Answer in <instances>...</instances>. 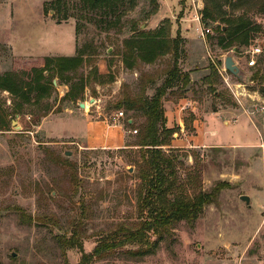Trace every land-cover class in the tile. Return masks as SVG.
<instances>
[{
	"label": "rangeland",
	"instance_id": "1",
	"mask_svg": "<svg viewBox=\"0 0 264 264\" xmlns=\"http://www.w3.org/2000/svg\"><path fill=\"white\" fill-rule=\"evenodd\" d=\"M211 1L221 4L216 22L204 16L205 0H157V5L137 0L109 27L99 13L83 9L80 0H63L60 13L53 0H0V74L15 72L23 78L25 71L43 65L45 57L74 56L82 47L88 51L79 69L86 86L77 103L65 99L70 87L57 76L52 96L40 102L0 90V120L6 123L0 129V264H78L100 241L141 221L140 149L130 144L137 142L134 130L145 118L116 104L125 92L138 95L147 88L152 95L174 58L168 54L154 63L138 60L134 69L125 67L123 40L133 34L134 23L139 30L179 37L183 71L215 66L212 85L196 73L190 84L166 94L167 124L177 132L165 148L180 156L171 198L220 191L195 220L176 222L154 252L141 255V245L128 244L91 264H264V0ZM194 4L200 6L205 38L193 22ZM240 16L253 28L250 44L225 47L218 28H227L223 18ZM253 47L262 52L250 66ZM228 55L243 79L227 71V83L219 72L213 59L221 66ZM257 71L262 81L252 79ZM90 96L98 100L91 106L92 118L114 122L124 112V147L91 149L85 144L81 119L87 111L79 102ZM31 97L35 99L34 93ZM189 97L198 101L197 115L186 106ZM217 107L230 108L232 122L240 118L231 126L213 118L204 133L206 114ZM129 117L134 126L128 125ZM204 137L214 143L199 144ZM223 142L236 146L219 145Z\"/></svg>",
	"mask_w": 264,
	"mask_h": 264
},
{
	"label": "trees",
	"instance_id": "2",
	"mask_svg": "<svg viewBox=\"0 0 264 264\" xmlns=\"http://www.w3.org/2000/svg\"><path fill=\"white\" fill-rule=\"evenodd\" d=\"M205 0L204 16L216 22L218 16L215 13L220 9V1ZM54 9L60 13L64 8L63 0H53ZM81 7L90 12H97L101 19L112 27L118 23L123 12L132 9L137 5V0H80ZM151 3L157 5V0H151ZM64 18H68L67 13ZM227 28L224 26L218 28L221 31L220 42L229 47L235 44L249 45L251 40L250 22L244 17L223 18ZM133 34L123 40V63L125 67L134 69L137 61L154 63L161 56L172 55L174 62L167 72L164 82L154 88V93L148 95L147 88L138 95H131L125 92L122 98L117 102L116 108H124L126 112H140L145 121L137 130V142L130 145H137L140 149V160L137 161L138 170L136 176L139 178L141 186L139 189V213L141 221L136 228L122 226L118 234L107 237L93 249L91 253L84 252L78 264H91L94 258H102L105 254L118 248L125 247L128 244L141 245L137 252L141 255H147L154 252L158 245V240L169 232L176 222L180 220H195L204 206L212 203L217 193L216 188L211 193L200 192L198 195L185 198L173 197L171 193L175 190L178 182L177 162L180 156H177L165 146H170L172 137L177 132L174 127H168L167 116L164 105V98L169 90H173L182 84L187 86L191 82L190 72H185L180 68V38L170 37L167 32L160 30L157 32H146L139 30V27L133 24ZM86 47H82L74 56H56L45 57L43 65L32 67L31 72L25 71V76L19 78L15 72L0 74V90H9L12 94L23 98L26 102H40L43 99L50 98L53 93L54 77H59L61 82L69 85V91L64 95L65 99L78 102L83 99V92L86 86V77L79 73L85 56ZM222 64V62H221ZM210 74L204 79L212 85L213 75L216 72L215 66L211 65ZM45 72L49 74L45 75ZM253 80H263L258 71ZM150 84H155L153 78L149 77ZM31 93H34L33 100ZM3 118V117H2ZM1 119V117H0ZM132 122H128V120ZM129 126H134V117L127 118ZM5 119L0 120V129H5ZM129 145V144H127ZM157 236L155 241L152 236ZM67 244L73 245L74 242Z\"/></svg>",
	"mask_w": 264,
	"mask_h": 264
},
{
	"label": "crops",
	"instance_id": "3",
	"mask_svg": "<svg viewBox=\"0 0 264 264\" xmlns=\"http://www.w3.org/2000/svg\"><path fill=\"white\" fill-rule=\"evenodd\" d=\"M71 50V49H70ZM75 51L73 50L74 53ZM73 55V54H70ZM67 55V56H70ZM209 67H203L199 70H192L189 68V72L191 74V77L196 73H202V77L207 76L210 74ZM103 70V69H102ZM218 99L223 100L221 97ZM98 100L92 96L89 97V100L84 102L85 107H81L79 102V105L82 109H85L87 112L84 114V117L81 119L85 123V134L83 136L85 144L91 148V149H116V148H122L126 145V128L123 122L121 121V118H113L114 122L109 121L108 118H92L90 116V109L91 106L96 104ZM186 106H189V110H191L194 114L197 115L198 110V101L197 99H193L189 97V102L186 103ZM167 116V123H168V114L166 112ZM235 116H232V110L230 108L221 110L220 108H215L211 113H207L205 117V122L202 130L207 132V127L210 126L212 123L210 122L213 118L214 119H220L225 125L231 126L233 123L237 122L238 119H235L232 122V119ZM197 118L195 117L194 122L196 123ZM128 122H132V120H128ZM168 125V124H167ZM181 125V124H180ZM168 127H173L169 126ZM194 127H196V124H194ZM198 127V126H197ZM209 131V130H208ZM210 133L214 134V130H210ZM198 142V141H197ZM199 144H209L214 143L210 141H206V138H203V141H199ZM219 144V143H218ZM219 145H228V146H236V144H232L230 142H223Z\"/></svg>",
	"mask_w": 264,
	"mask_h": 264
},
{
	"label": "built area",
	"instance_id": "4",
	"mask_svg": "<svg viewBox=\"0 0 264 264\" xmlns=\"http://www.w3.org/2000/svg\"><path fill=\"white\" fill-rule=\"evenodd\" d=\"M194 7H195V12H196V16L194 17L193 19V22L197 23L196 24V30L200 31V35L205 38V33H204V29H203V25H202V20H201V16L199 14V9H200V6L199 4H194ZM262 52V49L260 47H253L251 50H250V54H251V59L248 61V64L250 66H253V65H256V55H258L259 53ZM213 62L215 63V65L217 66L219 72L221 73V75L224 77L225 81L227 83L228 82V70L225 68V65H221L219 66L213 59ZM243 85H245L244 83H242ZM233 93L238 101V103L242 104L241 103V100L239 98V95L237 94V92L235 90H233ZM242 93V92H241ZM124 115V112L123 111H119L115 116L114 118H121L122 116ZM134 132H137V130L135 129Z\"/></svg>",
	"mask_w": 264,
	"mask_h": 264
},
{
	"label": "water",
	"instance_id": "5",
	"mask_svg": "<svg viewBox=\"0 0 264 264\" xmlns=\"http://www.w3.org/2000/svg\"><path fill=\"white\" fill-rule=\"evenodd\" d=\"M224 65H225V68L233 75H235L236 77L240 78V79H243V73H242V70L240 68V66L236 63L234 57L232 55H228L225 57L224 59ZM81 107H85V103L84 102H81L80 103ZM15 122V121H14ZM18 127V126H17ZM67 153H70V152H67ZM241 198L243 200H245L246 202H250V197L247 196V195H242Z\"/></svg>",
	"mask_w": 264,
	"mask_h": 264
}]
</instances>
